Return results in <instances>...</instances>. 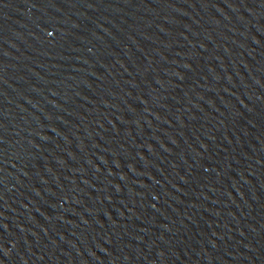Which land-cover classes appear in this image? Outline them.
Listing matches in <instances>:
<instances>
[{
    "label": "water",
    "instance_id": "water-1",
    "mask_svg": "<svg viewBox=\"0 0 264 264\" xmlns=\"http://www.w3.org/2000/svg\"><path fill=\"white\" fill-rule=\"evenodd\" d=\"M0 264H264V0H0Z\"/></svg>",
    "mask_w": 264,
    "mask_h": 264
}]
</instances>
